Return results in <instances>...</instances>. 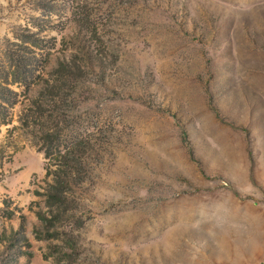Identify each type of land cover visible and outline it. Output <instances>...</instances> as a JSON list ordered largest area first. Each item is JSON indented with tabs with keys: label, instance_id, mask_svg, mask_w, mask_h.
<instances>
[{
	"label": "rangeland",
	"instance_id": "1",
	"mask_svg": "<svg viewBox=\"0 0 264 264\" xmlns=\"http://www.w3.org/2000/svg\"><path fill=\"white\" fill-rule=\"evenodd\" d=\"M16 62L0 264H264V105L246 151L205 120L209 87L264 77V0H0V75Z\"/></svg>",
	"mask_w": 264,
	"mask_h": 264
},
{
	"label": "crops",
	"instance_id": "2",
	"mask_svg": "<svg viewBox=\"0 0 264 264\" xmlns=\"http://www.w3.org/2000/svg\"><path fill=\"white\" fill-rule=\"evenodd\" d=\"M231 81H234L231 79ZM250 84L249 91L238 93H233L230 98L226 97L225 91L209 87L207 89L208 99L210 100V111H207L205 116L206 123L208 125V133L210 134L212 130L223 131L230 129L226 124L231 125L235 128L234 136L238 139V149L246 151V135L242 133L241 130H250L253 126L260 124V122L255 117L256 105L259 104L261 107L264 105V77H260L256 74L255 77H251L246 80ZM238 94V95H237ZM251 96L257 97V102L255 103L251 100ZM229 99V100H228ZM264 124V117L261 121ZM211 127L213 128L211 130ZM210 143V139L208 142ZM221 150L233 148L232 145L227 143H218L214 141ZM192 151L195 152L196 146L195 142H192ZM212 149L211 145L208 144V151ZM215 151V147L213 148ZM225 158V157H222ZM225 164V159L222 161ZM216 165V162H215Z\"/></svg>",
	"mask_w": 264,
	"mask_h": 264
},
{
	"label": "trees",
	"instance_id": "3",
	"mask_svg": "<svg viewBox=\"0 0 264 264\" xmlns=\"http://www.w3.org/2000/svg\"><path fill=\"white\" fill-rule=\"evenodd\" d=\"M25 67L20 62H16V63H13V65L8 67L6 74H4L1 71V75H0V77H1L0 78V94L2 96H6L7 98L17 96L16 93L11 91L9 86H16V87H20V88H23V89L30 88V86H33V83H31L30 77H28V74L32 73V70H30L27 67L25 68ZM34 72H36V71H34ZM33 104L36 107H38V105H36L35 102ZM9 108H10V104H8V103H7V108L6 107L4 108V107H2L0 105V109L1 110L5 109L4 110L5 111V117H2L3 120L1 122V124H4V122H7L8 118H9L8 117ZM6 117H8V118H6ZM19 125H20V129L24 128V126L27 125V123H25V120L23 119V117L19 118ZM181 136L183 137L182 142L185 143L186 141H185V138H184L185 136H184L183 132L181 133ZM48 140H50V134L49 133H45L44 134V139H42L41 141L38 140V143L40 144V148L44 150L43 156H44L45 160L47 162H49V161L53 162V158L51 157L52 155L50 154V157H49L48 152L45 151V149H47V147L45 145H41L42 143L43 144L47 143ZM60 149H61V153L62 154L59 155V157H60V159L63 162V161H65L67 159L65 154H64L65 149H64L63 146H60ZM50 166H52V165L50 164ZM45 172H46L45 174L47 176V171H45ZM50 173H51V171H50ZM49 196H50V199L53 197V195L51 194V191H50V195H48L46 197L49 198ZM38 218L40 220H44V218L41 215H38Z\"/></svg>",
	"mask_w": 264,
	"mask_h": 264
}]
</instances>
